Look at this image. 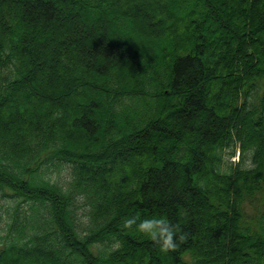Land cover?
I'll return each mask as SVG.
<instances>
[{
  "label": "trees",
  "instance_id": "1",
  "mask_svg": "<svg viewBox=\"0 0 264 264\" xmlns=\"http://www.w3.org/2000/svg\"><path fill=\"white\" fill-rule=\"evenodd\" d=\"M143 1L0 0V191L18 200L0 264H264V0ZM141 8L167 45L121 59ZM63 164L66 187L47 179ZM137 213L187 242L161 251L125 227Z\"/></svg>",
  "mask_w": 264,
  "mask_h": 264
},
{
  "label": "rangeland",
  "instance_id": "2",
  "mask_svg": "<svg viewBox=\"0 0 264 264\" xmlns=\"http://www.w3.org/2000/svg\"><path fill=\"white\" fill-rule=\"evenodd\" d=\"M138 2V1H136ZM143 2H149V0H144ZM141 2V3H143ZM115 4L117 7L119 8H125L126 3L125 0H115ZM140 3H135L134 6L131 8V10L133 12H136L137 9L140 7ZM162 8V4L159 2L157 7L155 6L153 9V12L159 10ZM140 10V9H139ZM141 10H143L142 13H145V16H143L140 19V24H143L145 26L142 25L139 26V28H137L135 30V32H132L131 36H129L128 38H126L124 41L127 43L128 46H130V54H122L123 56H120L121 59L122 58H127L128 60H138V59H143V58H150L152 56H158L160 58L161 54H158L159 52H162L163 48L165 47L166 42L161 41L160 38L153 34L154 32H152L150 30V24L154 23V22H158L161 23L160 25H163V29L164 31L168 30L164 24V16H161L159 14H156L155 17L151 20L149 19V17L151 16V14L147 11V9L141 8ZM182 8H179L178 10L173 9V12L176 14H179L181 12ZM152 11V10H151ZM167 14H172V11L170 10H165ZM169 16V15H168ZM68 19V18H67ZM61 27H66L69 25V23L67 21L63 23L60 22L59 24ZM74 29V28H73ZM106 30V29H105ZM105 30H102L103 32ZM137 30H139V34L137 33ZM141 30H143V32H140ZM83 33L85 32L82 31ZM107 33V32H106ZM141 33H143L141 35ZM98 34H102V32H98ZM39 83V81H38ZM62 84V83H61ZM78 91L74 92L71 94V102H80L85 103L87 101V96L80 94L78 95ZM10 113L13 114V111L10 110ZM70 116V113H69ZM232 149L228 150L227 152H225L224 154V170H228V166L230 165V162L233 163H237L239 161L240 158V151H239V146L237 144L236 146V154L234 157H231L229 159V152ZM133 152L136 154L134 155L133 158H135L137 155L140 156H144V157H148L149 156V150L148 148H138V149H133ZM248 161V160H247ZM249 163V162H248ZM116 167L115 170H117L116 172H118L120 169L123 170L124 166H128L127 161L124 160H118L115 163ZM129 167V166H128ZM112 172V171H111ZM47 179H49L52 183H57L58 185L62 186V187H66L70 181V167L68 164H63L59 169H55L53 171H51L49 173V175L47 176ZM12 193L9 190L6 191H0V243L4 241L5 237L7 236V231L9 228V224L12 222V217L14 215V209L17 207V203L18 200L11 196ZM27 205L25 204H20L19 206V211L21 212H25L27 209ZM86 212L87 210L81 206L79 207L77 214L79 217V220L81 221H86ZM25 264V263H24Z\"/></svg>",
  "mask_w": 264,
  "mask_h": 264
},
{
  "label": "clouds",
  "instance_id": "3",
  "mask_svg": "<svg viewBox=\"0 0 264 264\" xmlns=\"http://www.w3.org/2000/svg\"><path fill=\"white\" fill-rule=\"evenodd\" d=\"M178 215L182 217L185 212L180 210ZM124 224L125 227L135 226L140 233L164 252L175 251L189 238V233L182 229L179 222L173 223L166 216H151L141 219L137 213L135 216L126 218Z\"/></svg>",
  "mask_w": 264,
  "mask_h": 264
},
{
  "label": "bare ground",
  "instance_id": "4",
  "mask_svg": "<svg viewBox=\"0 0 264 264\" xmlns=\"http://www.w3.org/2000/svg\"><path fill=\"white\" fill-rule=\"evenodd\" d=\"M255 111V110H254Z\"/></svg>",
  "mask_w": 264,
  "mask_h": 264
}]
</instances>
